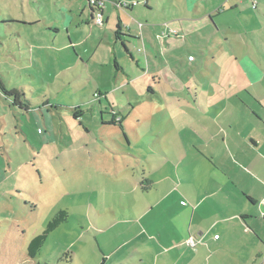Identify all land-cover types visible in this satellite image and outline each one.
Instances as JSON below:
<instances>
[{"label": "rangeland", "instance_id": "rangeland-1", "mask_svg": "<svg viewBox=\"0 0 264 264\" xmlns=\"http://www.w3.org/2000/svg\"><path fill=\"white\" fill-rule=\"evenodd\" d=\"M216 2L191 1L197 8L188 10L187 0H131L139 4L127 12L130 7L106 1L101 28L82 24L90 18L88 0H0V79L33 104L28 112L13 107L0 91V264L104 259L102 232L121 228L122 200L131 201L133 211L142 209L134 201L149 204L130 189L134 180L157 175L156 160L165 158L154 151L178 158L189 136L198 141L192 132L202 124L188 119L197 112L196 100L214 92L208 74L214 54L199 48L197 33L185 38L181 25L185 15L211 11ZM132 19L137 34L141 25L145 32L151 28L153 40L135 41L125 29L115 38L117 25ZM167 23L182 46L170 47ZM164 75L172 80L168 86ZM61 211L67 221L30 258L29 242Z\"/></svg>", "mask_w": 264, "mask_h": 264}, {"label": "crops", "instance_id": "crops-1", "mask_svg": "<svg viewBox=\"0 0 264 264\" xmlns=\"http://www.w3.org/2000/svg\"><path fill=\"white\" fill-rule=\"evenodd\" d=\"M106 1L114 6L131 3L104 0L103 17ZM191 1L195 2L187 0L188 10L197 8ZM138 4L125 10L132 12ZM212 5L211 11L198 10L195 17L185 15L181 25L185 38L197 33L199 48H213L214 54V68L208 73L214 92L204 101L196 100L197 112L188 119L202 125L192 132L190 121L185 122L198 141L189 136L178 158L167 150L154 151L165 158L156 160L152 170L157 175L145 177L143 183L134 180L130 189L149 204L144 199L134 201L142 203V209L133 211L131 201L127 205L122 200L121 228L102 232V248L96 241L104 258L98 264H264V0H217ZM90 12L82 24L93 22ZM63 16L68 17L66 12ZM16 23L26 28L33 25ZM135 24V19L118 24L115 38L125 29L135 41L153 40L151 28L145 32L141 25L137 34ZM171 24L167 23L165 33L170 47L177 48L182 44L172 36L176 30ZM164 76L168 86L172 80ZM158 77L153 75L156 84L161 83ZM148 93L153 95V84ZM189 238L197 242L195 249L187 246Z\"/></svg>", "mask_w": 264, "mask_h": 264}, {"label": "trees", "instance_id": "trees-1", "mask_svg": "<svg viewBox=\"0 0 264 264\" xmlns=\"http://www.w3.org/2000/svg\"><path fill=\"white\" fill-rule=\"evenodd\" d=\"M89 4V0H88ZM129 7V6H128ZM127 7V8H128ZM89 8L92 11V13H95V8L89 4ZM11 23H14L13 19H10ZM9 22H4L3 24H7ZM120 27L118 26V29ZM118 34V32H117ZM0 91L2 94H4L6 97H8L12 101L13 107H18L21 110H25L26 112L32 110L33 104L30 100L25 98V94L21 92L17 88L7 89L5 84L0 79ZM77 115V114H76ZM119 123V122H118ZM116 122H110V123H104L103 125H114ZM144 190V189H143ZM68 214L65 211H61L57 213L47 224L45 230L34 237L28 244L27 247V254L30 258H33L35 255L38 254V252L41 250V248L45 245L48 236L54 232L58 227H60L62 224H64L67 221Z\"/></svg>", "mask_w": 264, "mask_h": 264}, {"label": "built area", "instance_id": "built-area-1", "mask_svg": "<svg viewBox=\"0 0 264 264\" xmlns=\"http://www.w3.org/2000/svg\"><path fill=\"white\" fill-rule=\"evenodd\" d=\"M89 4L95 8V13L93 14V22L95 23V25L102 28L103 27L102 9L104 6V0H89ZM117 6L127 8L129 5L127 3H120V4H117ZM262 205L264 206V201L262 202ZM217 238L218 236L215 237V239ZM186 244L189 248L195 249L197 242L193 238H189L186 241Z\"/></svg>", "mask_w": 264, "mask_h": 264}]
</instances>
